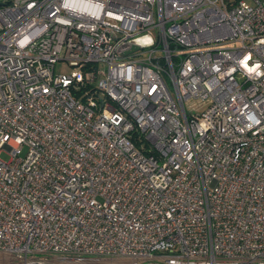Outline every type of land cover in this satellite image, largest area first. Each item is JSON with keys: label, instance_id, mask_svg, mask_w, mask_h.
Masks as SVG:
<instances>
[{"label": "built area", "instance_id": "1", "mask_svg": "<svg viewBox=\"0 0 264 264\" xmlns=\"http://www.w3.org/2000/svg\"><path fill=\"white\" fill-rule=\"evenodd\" d=\"M0 264H264V0H0Z\"/></svg>", "mask_w": 264, "mask_h": 264}, {"label": "rangeland", "instance_id": "2", "mask_svg": "<svg viewBox=\"0 0 264 264\" xmlns=\"http://www.w3.org/2000/svg\"><path fill=\"white\" fill-rule=\"evenodd\" d=\"M56 71L59 73H68V74H76L78 72L77 68L69 65V63L65 61H60L56 64ZM185 105L189 113L195 111L200 112L203 111L209 105V101L190 99L185 102ZM1 158H3L4 160H8L10 159V154L6 151H3L1 153Z\"/></svg>", "mask_w": 264, "mask_h": 264}]
</instances>
